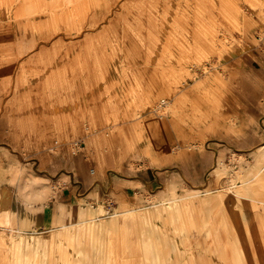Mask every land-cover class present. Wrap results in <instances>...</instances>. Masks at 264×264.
Masks as SVG:
<instances>
[{"label": "rangeland", "instance_id": "obj_1", "mask_svg": "<svg viewBox=\"0 0 264 264\" xmlns=\"http://www.w3.org/2000/svg\"><path fill=\"white\" fill-rule=\"evenodd\" d=\"M256 46L264 0H0V264H264ZM78 158L126 189L32 227Z\"/></svg>", "mask_w": 264, "mask_h": 264}, {"label": "crops", "instance_id": "obj_2", "mask_svg": "<svg viewBox=\"0 0 264 264\" xmlns=\"http://www.w3.org/2000/svg\"><path fill=\"white\" fill-rule=\"evenodd\" d=\"M241 67L240 69L242 70V74L246 77V82L245 85L243 86L245 89H249L252 91L251 94V99H249L251 102H258V101H263L264 100V93H263V80L262 76H264V51L256 46L253 49V57L249 58L247 60H244V63H240ZM259 76L258 79L254 78V80H251L253 77ZM19 80L17 79V82ZM242 87V88H243ZM14 93V96H17L19 94V89L15 87V83H13V87L9 89L8 91L4 92L3 100L6 99V97ZM98 93V94H97ZM97 95H100L99 92H97V89L94 91L93 96L91 97V91H86L84 92V95L88 100H86V106L89 107L92 106L96 108L97 105H99L96 102H93V98ZM95 95V96H94ZM99 129V128H98ZM96 132V131H94ZM109 132V131H108ZM93 133V130L90 129V127L86 128V132L84 133L83 136L88 135L87 138V145L89 146V139ZM111 132L107 133L109 135ZM87 147V146H86ZM78 164L80 165V176L75 177L72 179L73 183H70L68 189L66 190H61L58 194V196H55L52 198L49 202H46L45 205H43L44 209H37V212L35 215H31V226L32 227H37L38 230L42 229L43 232L50 231L52 228V222L54 221V214L52 217L47 216V212L49 209L52 207V205L57 202H65V203H74L77 200V197L83 196V192H85L87 189H91L92 191L95 192H100L105 195L108 191H114L120 193L122 190L126 189L124 186L125 184L121 185L119 191H117V186L118 184L116 183L115 179H112L111 176L109 175H104L100 174L99 176L92 177L88 175L89 170L88 167L85 165L87 164L86 158H78ZM156 174H151L149 175V180L144 176V177H139L138 180H141L142 182L146 183L147 181H152L153 177ZM156 179V178H155ZM31 209H35L39 207L38 203H32L31 204ZM45 239V238H44ZM47 239V238H46Z\"/></svg>", "mask_w": 264, "mask_h": 264}, {"label": "built area", "instance_id": "obj_3", "mask_svg": "<svg viewBox=\"0 0 264 264\" xmlns=\"http://www.w3.org/2000/svg\"><path fill=\"white\" fill-rule=\"evenodd\" d=\"M88 135L80 137L78 140L74 141V146L77 148V151L84 149L87 146Z\"/></svg>", "mask_w": 264, "mask_h": 264}, {"label": "bare ground", "instance_id": "obj_4", "mask_svg": "<svg viewBox=\"0 0 264 264\" xmlns=\"http://www.w3.org/2000/svg\"><path fill=\"white\" fill-rule=\"evenodd\" d=\"M168 103V100L166 98H162V104Z\"/></svg>", "mask_w": 264, "mask_h": 264}]
</instances>
